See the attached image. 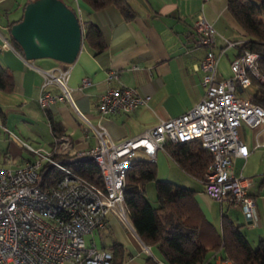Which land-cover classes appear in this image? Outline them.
I'll return each instance as SVG.
<instances>
[{
  "label": "crops",
  "instance_id": "0c3cea01",
  "mask_svg": "<svg viewBox=\"0 0 264 264\" xmlns=\"http://www.w3.org/2000/svg\"><path fill=\"white\" fill-rule=\"evenodd\" d=\"M29 1L0 0V68L10 76L12 83L9 90L0 89L3 112L0 117V166L10 169L20 167L34 157L24 143L46 151L52 148L50 124L45 111L37 104L43 76L36 68H69L66 83L72 88L75 105L89 119L99 121L110 138L118 142L155 126L161 120L181 115L202 98V71L198 65L205 55V48L194 44L196 35L192 25L197 14L202 13L217 32L213 51L218 56L215 76L219 80L231 75L230 62L240 53L238 45L249 39L247 32L229 13L228 0L205 3L201 0H125L133 13L130 18H126L115 5L94 10L83 0H63L77 12L83 31L85 23H94L100 28L105 49L94 54L83 40L72 63L51 58L26 60L21 51L5 48L2 43L3 38L11 42L9 26L22 17ZM226 40L236 44L225 48ZM108 70L115 71L117 78L106 81ZM84 78H88L91 84L79 88ZM111 86L135 88L149 99L129 113L99 118L98 98ZM49 89L57 91L53 86ZM244 90L251 94L254 87L238 88L237 92L240 94ZM48 110L60 123L63 134L71 139L72 147L67 157H84L82 154L96 140L92 135L84 137L73 107L62 101ZM256 133L257 129L241 124L239 135L248 148V155L232 157V171L249 179L247 192L254 201L252 219L246 217L239 207L220 204L208 197L200 179L185 172L167 152L158 150L154 163L159 179L194 191V199L202 214L218 232H221L223 220H228L250 244L264 237V130ZM138 156L144 157L142 153ZM157 165L158 173L164 170L165 176L157 174ZM85 240L100 249L112 251V264H147L148 255L155 257L134 231L128 215L126 221L115 212L108 213L105 226L87 235ZM214 252L210 251L209 263L220 264L221 258L214 256Z\"/></svg>",
  "mask_w": 264,
  "mask_h": 264
},
{
  "label": "built area",
  "instance_id": "2783aa9c",
  "mask_svg": "<svg viewBox=\"0 0 264 264\" xmlns=\"http://www.w3.org/2000/svg\"><path fill=\"white\" fill-rule=\"evenodd\" d=\"M192 29L195 46L205 48L198 65L202 98L181 115L118 142L99 121L89 119L75 105L72 88L66 83L69 68H36L43 76L37 104L42 110L62 101L73 107L84 137L92 135L96 140L82 155H95L105 163L110 190L102 192L70 167L59 168V161L71 158L64 157L72 147L69 136H53L50 151L24 143L34 155L31 160L16 169L0 166V264H112V251L98 248L85 237L105 226L108 213L115 212L123 220L127 217L124 197L117 196V189L125 188L126 173L135 156L142 153L155 163L157 151L166 152L167 144L191 141L186 140V133H195V139L204 140V145L212 148L210 163L200 179L203 192L220 204L239 207L252 219L254 201L247 192L249 179L232 171V157L248 155L239 135L241 124L257 129V133L264 130V109L237 92L238 88L247 89L253 80L264 85V75L257 68L261 54L243 48L230 62L231 75L219 80L215 76L218 56L213 51L216 30L202 13L196 15ZM235 44L226 40L225 48ZM2 46L16 50L4 38ZM116 78L115 71L106 72V81ZM89 84L90 80L84 78L79 88ZM51 86L57 91L50 90ZM148 99L132 87H108L98 98V117L129 113ZM46 165L62 172L51 187H41V170ZM29 214H36V222H29ZM220 264L230 262L221 259Z\"/></svg>",
  "mask_w": 264,
  "mask_h": 264
},
{
  "label": "trees",
  "instance_id": "16d2710c",
  "mask_svg": "<svg viewBox=\"0 0 264 264\" xmlns=\"http://www.w3.org/2000/svg\"><path fill=\"white\" fill-rule=\"evenodd\" d=\"M83 1L94 10L115 5L126 18L133 15L125 0ZM227 9L249 36L247 41L238 45L239 51L246 48L261 54L258 68L264 75V0H228ZM17 21L10 24L9 30ZM10 39L13 46L21 51L11 36ZM83 40L94 54L101 53L106 47L102 31L94 23L84 24ZM11 85L10 76L0 68V89L9 90ZM251 86L254 90L250 99L264 109V85L253 80ZM44 111L53 136L63 134L60 123L49 110ZM165 149L185 172L197 179L202 178L211 160V154L198 139L167 144ZM63 165L104 189L100 170L91 159L65 158ZM45 169L44 177L50 183L61 176L62 172L53 166L46 165ZM149 181H154L155 205L144 195V186ZM119 197H124L123 202L134 231L155 255L147 256V264H158L157 260L164 264H211L208 258L210 251H215L214 256L229 260L230 264H264V237L252 247L245 235L228 220H223L221 232H218L202 214L194 199V191L166 180H157L155 164L148 159L135 157L131 161L125 188H121ZM124 218L127 221V217Z\"/></svg>",
  "mask_w": 264,
  "mask_h": 264
},
{
  "label": "water",
  "instance_id": "95a60500",
  "mask_svg": "<svg viewBox=\"0 0 264 264\" xmlns=\"http://www.w3.org/2000/svg\"><path fill=\"white\" fill-rule=\"evenodd\" d=\"M9 32L26 60L51 58L72 63L83 42L78 14L63 0L29 1Z\"/></svg>",
  "mask_w": 264,
  "mask_h": 264
},
{
  "label": "bare ground",
  "instance_id": "6f19581e",
  "mask_svg": "<svg viewBox=\"0 0 264 264\" xmlns=\"http://www.w3.org/2000/svg\"><path fill=\"white\" fill-rule=\"evenodd\" d=\"M258 59L259 58H257V68H258ZM63 136H67V135L63 134ZM193 139H195V133H186V140H193ZM199 141L201 142V145L203 146V148L205 150H207L211 154V157H212L211 146L210 145H204V140H199ZM84 157L91 159L97 165V167L99 168L100 173L102 175L103 183H104V189H101V191L102 192H109V190H110L109 170H108V168H106L105 163L103 161H101V159L95 155H85ZM48 166H53V165H48ZM59 168H66L63 165V161H59ZM46 170L47 169H45V166L41 170V187H51V183L48 182L46 180V178L44 177ZM120 190H121V188L117 189V196L118 197H119ZM29 222H36V214H29ZM97 264H104V263H97Z\"/></svg>",
  "mask_w": 264,
  "mask_h": 264
},
{
  "label": "rangeland",
  "instance_id": "374dc122",
  "mask_svg": "<svg viewBox=\"0 0 264 264\" xmlns=\"http://www.w3.org/2000/svg\"><path fill=\"white\" fill-rule=\"evenodd\" d=\"M227 72L229 71L228 69L226 70ZM227 78V77H226ZM257 81V80H256ZM258 82V81H257ZM239 94V93H238ZM241 96H243V97H250L251 95L248 93V91L247 90H244V91H242L241 93ZM48 138H50V136L48 137ZM136 158H140L139 156H135ZM143 158H145V159H148L147 157H143ZM159 171H158V165H157V174L160 176H165V174H166V172L164 171V170H162V172H160V173H158ZM156 179L157 180H161V179H159L158 178V176H156ZM163 180V179H162ZM144 189H145V191H144V195L146 196V198L148 199V200H150L151 202H152V204H156V202H155V200H156V197H155V189H154V181H149V182H147L146 184H145V186H144ZM256 244L257 243H251V246L252 247H255L256 246ZM229 261V260H228Z\"/></svg>",
  "mask_w": 264,
  "mask_h": 264
}]
</instances>
